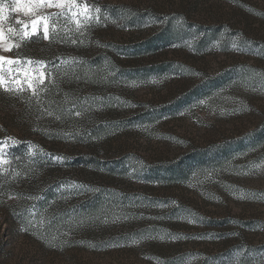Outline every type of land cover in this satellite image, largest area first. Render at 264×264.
Returning <instances> with one entry per match:
<instances>
[{
    "label": "rangeland",
    "instance_id": "1",
    "mask_svg": "<svg viewBox=\"0 0 264 264\" xmlns=\"http://www.w3.org/2000/svg\"><path fill=\"white\" fill-rule=\"evenodd\" d=\"M4 5L0 264H264V0Z\"/></svg>",
    "mask_w": 264,
    "mask_h": 264
},
{
    "label": "snow or ice",
    "instance_id": "2",
    "mask_svg": "<svg viewBox=\"0 0 264 264\" xmlns=\"http://www.w3.org/2000/svg\"><path fill=\"white\" fill-rule=\"evenodd\" d=\"M17 9L23 8L25 14L29 12L34 19L31 20V29L28 30V24L23 21L19 23L23 24V27L19 32L14 33L18 35L20 40H25L30 38L32 35L38 34L40 31L43 33V39L49 40V19L52 17L45 15L42 9L55 7V8H67L68 12H71V16L74 19L77 15L76 12H72V7L76 6V0H16ZM7 6H0V21L6 19L4 12L6 11ZM87 6H84V13H87ZM99 7L95 8V13H99ZM63 14V13H62ZM91 19V16L85 15V20ZM98 19V17H97ZM77 29H79V21H76ZM9 32H13V29L9 28ZM53 32H55V26H53ZM4 40V31L0 28V41ZM75 43L76 41H72ZM20 45L16 43L15 45H3L6 51H11L12 47L18 48ZM16 65L15 69L9 68L5 71L4 65ZM36 65V67H31ZM46 67V62L44 61H34L29 58L20 59V58H7L5 56H0V90L12 93L19 94L23 91L30 90L32 95L37 97V102H39L40 92L47 91V87H41L45 83V72L42 70ZM7 76V79L5 78ZM51 115V113H49ZM77 116L80 115L79 112L76 113ZM13 144L16 143V140H12ZM57 159H62L58 157ZM19 175V173H17Z\"/></svg>",
    "mask_w": 264,
    "mask_h": 264
}]
</instances>
